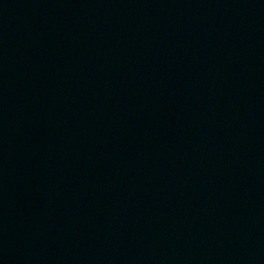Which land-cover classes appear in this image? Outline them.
<instances>
[{"label": "water", "instance_id": "1", "mask_svg": "<svg viewBox=\"0 0 264 264\" xmlns=\"http://www.w3.org/2000/svg\"><path fill=\"white\" fill-rule=\"evenodd\" d=\"M0 264H264V0H0Z\"/></svg>", "mask_w": 264, "mask_h": 264}]
</instances>
